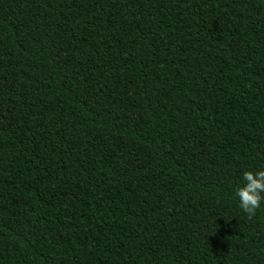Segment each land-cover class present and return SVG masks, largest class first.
I'll use <instances>...</instances> for the list:
<instances>
[{
    "label": "trees",
    "instance_id": "1",
    "mask_svg": "<svg viewBox=\"0 0 264 264\" xmlns=\"http://www.w3.org/2000/svg\"><path fill=\"white\" fill-rule=\"evenodd\" d=\"M264 0H0V264H264Z\"/></svg>",
    "mask_w": 264,
    "mask_h": 264
},
{
    "label": "clouds",
    "instance_id": "2",
    "mask_svg": "<svg viewBox=\"0 0 264 264\" xmlns=\"http://www.w3.org/2000/svg\"><path fill=\"white\" fill-rule=\"evenodd\" d=\"M243 186L236 189L239 198V207L251 219L264 201V170L244 171Z\"/></svg>",
    "mask_w": 264,
    "mask_h": 264
}]
</instances>
